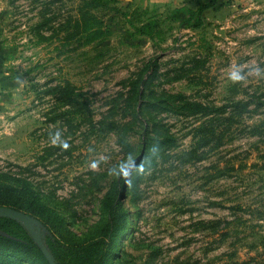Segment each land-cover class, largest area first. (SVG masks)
Here are the masks:
<instances>
[{
    "label": "rangeland",
    "instance_id": "1",
    "mask_svg": "<svg viewBox=\"0 0 264 264\" xmlns=\"http://www.w3.org/2000/svg\"><path fill=\"white\" fill-rule=\"evenodd\" d=\"M82 4L0 0V180L58 214H29L45 245L97 235L116 190L110 264H264V0H119L90 43Z\"/></svg>",
    "mask_w": 264,
    "mask_h": 264
},
{
    "label": "trees",
    "instance_id": "2",
    "mask_svg": "<svg viewBox=\"0 0 264 264\" xmlns=\"http://www.w3.org/2000/svg\"><path fill=\"white\" fill-rule=\"evenodd\" d=\"M117 1L119 0H82L83 4L78 7L76 16L68 19L69 28L79 31L82 35L80 39L84 40L83 43L105 38L109 30L104 26V21L100 16L94 14V11L108 7ZM205 8L207 5L203 6L202 10ZM140 119V116L136 115L133 120L140 122ZM115 192L116 190H113L108 193L109 197L104 201L103 210L109 217L97 235L81 243L70 242L68 246L58 245L52 241L46 245L55 264L111 263L115 255V242L120 238L118 234L124 227L126 216ZM0 206L12 207L31 214L49 229H55L61 234L57 228L59 224H56L58 214L42 201L37 191L25 180H15L13 177L0 180ZM61 222L60 218L58 223ZM10 255L22 258L28 264H52L22 224L12 218L0 217V256Z\"/></svg>",
    "mask_w": 264,
    "mask_h": 264
},
{
    "label": "water",
    "instance_id": "3",
    "mask_svg": "<svg viewBox=\"0 0 264 264\" xmlns=\"http://www.w3.org/2000/svg\"><path fill=\"white\" fill-rule=\"evenodd\" d=\"M0 217H8L18 221L22 224L28 232L32 235L36 243L43 250L45 255L49 258L52 264H55L50 252L48 251L42 237L40 236V230L42 228V223L34 218L33 216L19 211L14 208L0 206Z\"/></svg>",
    "mask_w": 264,
    "mask_h": 264
}]
</instances>
